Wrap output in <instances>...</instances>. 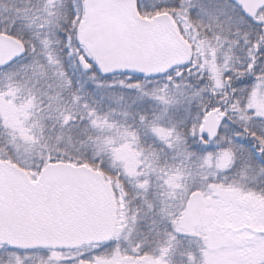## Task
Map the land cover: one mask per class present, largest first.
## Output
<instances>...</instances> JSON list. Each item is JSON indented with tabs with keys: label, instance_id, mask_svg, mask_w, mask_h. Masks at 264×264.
I'll use <instances>...</instances> for the list:
<instances>
[{
	"label": "snow or ice",
	"instance_id": "6c2138e0",
	"mask_svg": "<svg viewBox=\"0 0 264 264\" xmlns=\"http://www.w3.org/2000/svg\"><path fill=\"white\" fill-rule=\"evenodd\" d=\"M99 6L20 0L0 24V123L26 142L51 131L84 136L94 145L93 165L82 162L84 169L103 172L107 155L111 234L60 243L10 231L4 193L0 264H171L167 257L184 237L202 244L182 253V264H198L201 253L213 264L210 219L217 218L244 225L225 230L264 247V0L136 4L138 15L175 26L166 33L174 51L158 64L106 60L90 35ZM133 39L138 47L120 55L141 57L152 41L147 34ZM129 187L141 200L136 209ZM21 195L22 204L46 200L47 180ZM142 209L158 217L157 256L143 251L147 240L131 247L132 256L120 252V233ZM114 240V250L103 251Z\"/></svg>",
	"mask_w": 264,
	"mask_h": 264
},
{
	"label": "water",
	"instance_id": "95a60500",
	"mask_svg": "<svg viewBox=\"0 0 264 264\" xmlns=\"http://www.w3.org/2000/svg\"><path fill=\"white\" fill-rule=\"evenodd\" d=\"M90 35L110 62L158 64L174 49L166 33V22L141 19L134 0H95ZM152 37L141 57L122 56V52L138 47L133 37ZM46 179L49 196L46 200L21 203L27 185ZM6 193L8 228L21 235H43L60 243L80 239L106 240L112 231L111 212L114 207L111 187L103 177L83 167L47 165L34 184L20 169L0 163V199Z\"/></svg>",
	"mask_w": 264,
	"mask_h": 264
},
{
	"label": "rangeland",
	"instance_id": "374dc122",
	"mask_svg": "<svg viewBox=\"0 0 264 264\" xmlns=\"http://www.w3.org/2000/svg\"><path fill=\"white\" fill-rule=\"evenodd\" d=\"M140 1V4L146 5V0ZM19 3L20 0H0V19L4 21L3 24L8 23L9 15ZM142 12L143 9H141V13ZM139 16L145 18L142 14ZM151 86L152 85H148L149 88ZM101 91L105 92V94L108 93V90L102 89ZM118 91L119 90H117V92ZM98 97L99 93H97V98ZM133 98V95L125 93V102L130 103ZM104 103L107 104L108 102L105 101ZM136 106L143 107L139 102H137ZM179 115H182V113L178 114V116ZM8 119L14 120V113L9 112ZM26 124L33 127V132H38L36 122L33 119H29ZM0 135V160L2 158H9L11 160L7 159L8 162L14 164L13 161H15L34 173H37L43 165L49 164V154L53 157L54 162L52 163L60 162L76 166L82 165V159L84 158L87 160L86 163L93 165V161L89 159L94 147L93 142L87 140L82 135L69 136L67 133L59 134L56 131H51L46 133L45 137L36 143L26 142L21 139L18 134H14L10 129L4 127L2 123H0ZM93 135H95V133H93ZM51 136H55L56 140L53 139L54 141L52 142ZM78 155H80V157H78ZM104 159V168L111 173L113 169L108 167L111 160L107 155ZM129 192V199L131 200L129 207H133L131 209H136L141 204L140 197L136 194L135 189L129 187ZM145 212L146 209L139 211L137 213L136 222L132 223L129 221L128 227L120 233L118 244L121 253L127 251L128 255L132 256L134 253L131 252V247L139 242L147 240L146 243H143V251L150 252L153 256L159 255L158 252L153 251V249L157 247L154 241L158 238L155 234L156 225L152 223L153 219H158V217H154L151 213L145 214ZM210 223L213 225V229L209 233L211 248L213 250V255L211 256L213 264H260V262L264 260V247L249 246L247 243V233H242L233 237L231 233L225 230L231 228L232 231H235L236 228L244 227V225L236 222L228 223L227 220L222 218L210 219ZM159 228L162 232L163 225H159ZM159 239L163 240V237L161 236ZM115 243H117V241L114 240L113 244L109 245V247L103 251L112 252ZM201 244L202 242L198 241L196 237H184L168 255L167 259L173 264H182L184 260L182 253H187L189 251L197 252ZM204 259L205 257L201 253L198 264H204Z\"/></svg>",
	"mask_w": 264,
	"mask_h": 264
},
{
	"label": "trees",
	"instance_id": "16d2710c",
	"mask_svg": "<svg viewBox=\"0 0 264 264\" xmlns=\"http://www.w3.org/2000/svg\"><path fill=\"white\" fill-rule=\"evenodd\" d=\"M7 1V0H6ZM4 23V21L2 20V19H0V24H3ZM1 136V135H0ZM53 139H55V136H51V141L53 142L54 140ZM56 140V139H55ZM81 153H83V152H81ZM82 156H85V155H82ZM78 157H80V155H78ZM6 159H8V160H11V159H9V158H6ZM75 159H77V158H75ZM87 160L86 159H82V162H86ZM14 163H15V161H13ZM92 168H94V167H92ZM104 175H106V176H108V174H109V172L104 168V170H103V172H102Z\"/></svg>",
	"mask_w": 264,
	"mask_h": 264
}]
</instances>
